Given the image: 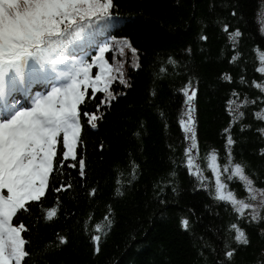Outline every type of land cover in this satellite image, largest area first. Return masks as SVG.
<instances>
[{
	"label": "trees",
	"instance_id": "16d2710c",
	"mask_svg": "<svg viewBox=\"0 0 264 264\" xmlns=\"http://www.w3.org/2000/svg\"><path fill=\"white\" fill-rule=\"evenodd\" d=\"M262 15L264 0H114L108 17L86 24L91 42L74 41L72 54L90 60L113 37L127 38L137 53L126 45L122 55H116L119 45L105 53L126 81L110 85V104L96 107L105 93L86 95L81 111L98 119L93 127L81 116L77 148L85 176L71 167L78 163L72 158L57 164L41 202H29L30 210L14 217L27 228L26 264H264V194L250 203L255 213L246 209L241 216L215 198L208 168L213 150L222 166L230 163L231 148V163L244 165L254 189H264ZM50 87L51 81H37L13 96L29 107L33 95ZM185 88L196 90L190 105ZM189 113L197 141L191 171L190 134L180 124ZM61 182L65 187L57 192ZM228 183L235 194H247L237 177ZM51 207L56 215L45 219ZM232 223L244 230L247 244L235 240Z\"/></svg>",
	"mask_w": 264,
	"mask_h": 264
},
{
	"label": "snow or ice",
	"instance_id": "6c2138e0",
	"mask_svg": "<svg viewBox=\"0 0 264 264\" xmlns=\"http://www.w3.org/2000/svg\"><path fill=\"white\" fill-rule=\"evenodd\" d=\"M113 3L114 0H0V264H26L25 258L30 253L26 250L28 242L22 233L27 228L23 222L15 223L14 217L18 220L20 214L27 213L29 202H41L52 174L57 173L56 165L64 166L67 159L72 158L78 163L71 167H77L79 175L85 176L86 162L78 156L77 148L81 139V116L93 127L98 119L95 112L81 111L88 102V91L91 90L92 99L96 98L97 92L106 94L96 105L99 108L115 98L110 91L114 80L126 83L121 69L114 68L105 58V53L119 45L116 55H122L123 45H127L136 54L137 49L127 38L116 40L113 37V42L100 45L90 60L83 55L72 54L69 47L74 41L89 44L91 38L84 36L86 24L93 17H108ZM227 28L225 24L224 29ZM234 35H240L239 29ZM259 59L264 64V52L259 54ZM169 61L175 63L171 57ZM94 66L98 71L92 74ZM258 71L264 73V66ZM37 81H51L50 91L33 95L29 107L19 106L13 93L28 91L31 84ZM182 91L190 102L195 89H192V96L188 95L187 88ZM256 115L261 116L262 113ZM180 124L184 132L190 134L186 138L191 140V144L185 153L188 154L187 164L191 171L194 167L191 152L197 147V141L190 127V113L188 120ZM232 143L229 136L227 145ZM228 158L230 163L223 165V170L230 173L226 178L232 180L237 177L249 197L255 200L254 182L246 174L244 165L231 163V148L228 149ZM208 168L215 177L216 199L229 202L241 216L246 209L255 213L257 205L237 198L234 191L228 190L215 150L208 157ZM195 174L199 175V170ZM64 187L61 182L60 188L55 190L59 192ZM260 192L264 194V189ZM56 211L55 207L48 208L45 219L55 216ZM251 218L256 219V215ZM182 224L187 228V219L182 220ZM100 227L96 225L97 229ZM230 228L235 230L237 242H249L244 230L237 224L232 223ZM59 239L62 243L66 242L64 236ZM99 239L97 235L92 236L94 241ZM99 250L97 247L96 251ZM234 251L229 250L225 254L231 257Z\"/></svg>",
	"mask_w": 264,
	"mask_h": 264
},
{
	"label": "rangeland",
	"instance_id": "374dc122",
	"mask_svg": "<svg viewBox=\"0 0 264 264\" xmlns=\"http://www.w3.org/2000/svg\"><path fill=\"white\" fill-rule=\"evenodd\" d=\"M260 27H262L264 29V16L262 15L261 17V22H260ZM125 49L126 50H130V48L127 47V45L125 46ZM188 95L189 96H192V90L191 91H188ZM196 96V90H195V95L192 96V98H194ZM187 98V97H186ZM219 163V162H218ZM220 164V163H219ZM229 164V163H228ZM221 165V164H220ZM230 173L229 172H225L223 170V166L221 165V176L222 178L224 179V182L227 184L228 186V190H232L233 191V187L229 185L228 183V179L226 178ZM214 180H215V177H214ZM236 194H237V198L239 199H244L247 203H252L254 200H252L250 197H249V194H245L244 192H242L243 195L239 194L238 191H236ZM246 195V196H245ZM255 195H256V201H260L263 199V194H261L260 190H257L255 189ZM245 196V197H244Z\"/></svg>",
	"mask_w": 264,
	"mask_h": 264
},
{
	"label": "water",
	"instance_id": "95a60500",
	"mask_svg": "<svg viewBox=\"0 0 264 264\" xmlns=\"http://www.w3.org/2000/svg\"><path fill=\"white\" fill-rule=\"evenodd\" d=\"M192 101H194V99H191ZM189 101H188V99L186 100V103H188ZM192 110H194V108L192 107Z\"/></svg>",
	"mask_w": 264,
	"mask_h": 264
}]
</instances>
